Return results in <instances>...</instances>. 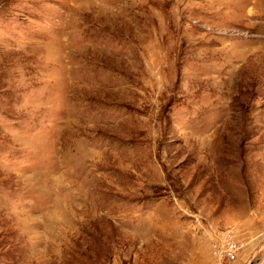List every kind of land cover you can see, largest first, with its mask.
Returning a JSON list of instances; mask_svg holds the SVG:
<instances>
[{
    "label": "rangeland",
    "instance_id": "1",
    "mask_svg": "<svg viewBox=\"0 0 264 264\" xmlns=\"http://www.w3.org/2000/svg\"><path fill=\"white\" fill-rule=\"evenodd\" d=\"M0 264H264V0H0Z\"/></svg>",
    "mask_w": 264,
    "mask_h": 264
},
{
    "label": "built area",
    "instance_id": "2",
    "mask_svg": "<svg viewBox=\"0 0 264 264\" xmlns=\"http://www.w3.org/2000/svg\"><path fill=\"white\" fill-rule=\"evenodd\" d=\"M231 238V234L229 232H226L225 236H223V239L225 240L226 243H228L229 241L226 240V239H230ZM234 249L232 247H230V245H227V247L222 250L219 255L221 257H225V258H231L233 259L234 258Z\"/></svg>",
    "mask_w": 264,
    "mask_h": 264
}]
</instances>
